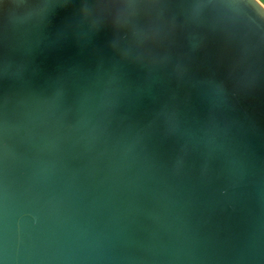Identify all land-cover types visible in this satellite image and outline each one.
Instances as JSON below:
<instances>
[{"label": "water", "instance_id": "1", "mask_svg": "<svg viewBox=\"0 0 264 264\" xmlns=\"http://www.w3.org/2000/svg\"><path fill=\"white\" fill-rule=\"evenodd\" d=\"M0 264H264V6L0 0Z\"/></svg>", "mask_w": 264, "mask_h": 264}, {"label": "rangeland", "instance_id": "2", "mask_svg": "<svg viewBox=\"0 0 264 264\" xmlns=\"http://www.w3.org/2000/svg\"><path fill=\"white\" fill-rule=\"evenodd\" d=\"M264 6V0H258Z\"/></svg>", "mask_w": 264, "mask_h": 264}]
</instances>
